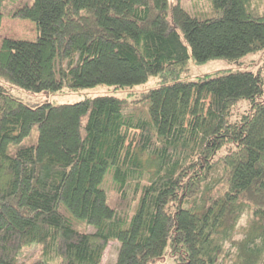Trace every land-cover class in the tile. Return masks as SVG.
<instances>
[{"label": "trees", "instance_id": "trees-1", "mask_svg": "<svg viewBox=\"0 0 264 264\" xmlns=\"http://www.w3.org/2000/svg\"><path fill=\"white\" fill-rule=\"evenodd\" d=\"M211 3L216 15L200 18L173 0H0V23L36 29L34 41L0 42V264H25L18 255L33 243L41 258L31 264H100L110 241L114 264H152L167 251L175 264H216L244 209L253 220L240 264L258 263L264 79L180 75L190 59L264 50V0ZM150 77L159 85L132 102L30 106L10 92L122 90Z\"/></svg>", "mask_w": 264, "mask_h": 264}, {"label": "rangeland", "instance_id": "rangeland-1", "mask_svg": "<svg viewBox=\"0 0 264 264\" xmlns=\"http://www.w3.org/2000/svg\"><path fill=\"white\" fill-rule=\"evenodd\" d=\"M173 3H178L190 16L192 17H212L215 16V11L212 7L211 0H179ZM36 37V29L33 22L29 20H22L10 17H4L0 23V42L3 38L18 39L25 41H34ZM249 71L260 74L264 79V50L246 54L238 60H228L226 58H213L202 63H195L192 59L189 60L187 68L182 71L180 79L184 81H195L203 76H216L228 72ZM159 85L158 77H150L144 84L134 86L126 89H114L110 85H97L90 88L68 89L64 87L58 92H32L12 85L10 92L13 96L21 99L30 106H36L44 103H51L52 105L71 104L83 100L84 98H92L100 95H114L117 97H125L132 102L137 100L142 93L149 89L155 88ZM264 101V93L261 97ZM246 108V102L241 101L234 110V118ZM34 128L32 133L36 135ZM129 144L134 136V131H129ZM29 141H25L28 143ZM217 173L213 176L216 177ZM105 184V182H104ZM103 184V188L108 187ZM253 218L249 212L244 209L238 219L237 225L230 237L223 243L222 249L218 253L216 264H240L241 258L238 255V244L244 238L249 230ZM82 232H93L95 229L92 225H85L77 227ZM119 249L117 241H110L105 248L100 264H114ZM40 247L36 244H30L20 252L18 255V262L31 264L40 260ZM152 264H175L168 251L167 254L157 258ZM257 264H264V251L258 260Z\"/></svg>", "mask_w": 264, "mask_h": 264}]
</instances>
